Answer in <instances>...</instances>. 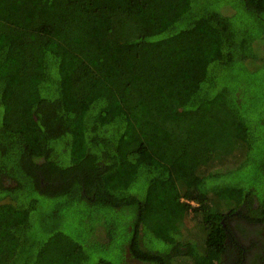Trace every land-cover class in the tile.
<instances>
[{
    "label": "trees",
    "instance_id": "trees-1",
    "mask_svg": "<svg viewBox=\"0 0 264 264\" xmlns=\"http://www.w3.org/2000/svg\"><path fill=\"white\" fill-rule=\"evenodd\" d=\"M15 97L34 121L5 120ZM244 259L264 264V0H0V264Z\"/></svg>",
    "mask_w": 264,
    "mask_h": 264
},
{
    "label": "rangeland",
    "instance_id": "rangeland-1",
    "mask_svg": "<svg viewBox=\"0 0 264 264\" xmlns=\"http://www.w3.org/2000/svg\"><path fill=\"white\" fill-rule=\"evenodd\" d=\"M202 27L208 28L205 24L200 26V28H202ZM204 30H206L208 32L209 28L208 29H204ZM115 58H116V55H114V57H111L109 59V62H110L109 65L111 66L113 74H115L114 70H113L115 68ZM113 74H110V73L108 74V76H110L109 79H113ZM101 90H102L103 93L107 92V89H104V87H102ZM15 103H16L17 114L9 115L8 117L5 118L6 121H12V119H16L21 114H23V115L25 114L27 118H29L31 121H34V118L32 116V108H31L30 102L27 99L22 98V97H15ZM258 108H259V106L256 109H258ZM18 110H19V112H18ZM36 132H37L36 136L39 138V136H41V133L39 132L38 129H36ZM42 143H43V141L40 143V145H42ZM69 212L71 213V216L73 217V220H72L73 221V225H77V226L81 227L79 216H76V213H77L76 209L73 208ZM72 234H73L72 237L75 236V237H77L78 240L82 239V234H80V233L79 234L72 233Z\"/></svg>",
    "mask_w": 264,
    "mask_h": 264
},
{
    "label": "flooded vegetation",
    "instance_id": "flooded-vegetation-1",
    "mask_svg": "<svg viewBox=\"0 0 264 264\" xmlns=\"http://www.w3.org/2000/svg\"><path fill=\"white\" fill-rule=\"evenodd\" d=\"M245 261V259L244 260H242L239 264H243V262ZM244 264H245V262H244Z\"/></svg>",
    "mask_w": 264,
    "mask_h": 264
}]
</instances>
